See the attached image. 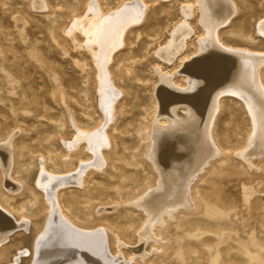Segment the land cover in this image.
<instances>
[{
	"label": "rangeland",
	"instance_id": "rangeland-1",
	"mask_svg": "<svg viewBox=\"0 0 264 264\" xmlns=\"http://www.w3.org/2000/svg\"><path fill=\"white\" fill-rule=\"evenodd\" d=\"M121 1L124 0H98L107 8ZM230 1L237 12L218 29L220 42L235 50L264 52V35L258 29L264 21V0ZM222 2L208 3L209 13L224 15L229 5L223 7ZM85 3L86 0H0V143L13 139L16 156L10 179H23L28 184L19 192L6 190L0 168V201L12 208L13 213L6 210L17 220H26L25 228L12 231L2 243L7 252L2 254L0 264L15 260L17 264H32L33 245L50 217L48 209L39 211L43 205L42 194L37 193L41 187L36 183L40 166L45 159L50 171L64 175L59 157L64 153L63 144L70 143L72 125L93 128L101 122L91 57L87 49L75 46L63 33L69 17L83 12ZM143 3L145 14L131 28L126 45L116 53L110 69L117 89L123 92L118 117L108 124L113 143L110 163L91 171L83 186L78 180L61 195L62 208L81 224L90 226L99 220L129 238L143 222L135 207L119 206L100 215L95 213L96 207L130 201L154 183L144 145L157 108L155 70L172 75L175 87H186L185 76L179 73L180 60L189 58L197 49V38L204 37L201 7V12L193 9L188 19L182 15V7L194 5L195 0ZM184 20L192 30L187 47L173 61L164 63L155 51ZM204 49L196 53L207 55L210 49ZM235 60L233 54H221L215 73L221 75L233 69ZM252 128L244 103L225 94L213 134L221 154L200 172L192 187L199 206L181 211L169 220L164 228L166 254L146 243L147 255L136 262L129 259L131 255L123 258L113 253L115 261H120L117 264H264V215H251L243 204V187L252 180L253 169L244 164L239 153ZM254 164L253 167L259 166ZM21 213L24 216H19ZM97 227L82 229L98 231Z\"/></svg>",
	"mask_w": 264,
	"mask_h": 264
},
{
	"label": "bare ground",
	"instance_id": "bare-ground-1",
	"mask_svg": "<svg viewBox=\"0 0 264 264\" xmlns=\"http://www.w3.org/2000/svg\"><path fill=\"white\" fill-rule=\"evenodd\" d=\"M211 1L215 0H195L194 5L182 7L185 19L191 16L193 9L199 12L198 7H201L200 23L204 37L197 38L196 51L206 46L210 49L207 55L195 51L189 58L180 60L179 73L185 76L186 87H175L171 83L172 75H166L158 68L155 70L158 79L154 92L157 108L144 145L146 162L153 169L154 183L130 201L98 204L99 208L96 207L97 215L128 204L135 207L143 222L130 238L99 220L90 226L81 224L62 208L61 195L66 187L78 180L83 186L91 171L110 163L109 150L113 143L108 134V124L118 117L123 96L110 69L116 53L126 45L131 28L142 20L146 7L143 0H124L113 8L102 7L98 0H86L83 12L69 17L63 33L75 46L87 49L91 57L96 107L101 122L93 128L72 125L70 143L63 144L64 153L59 157L65 169L64 175L50 171L45 159L40 164L36 183L41 187L38 188L41 192L37 193L42 194L43 205L39 211L48 209L50 217L35 245L32 244L35 252L33 261L30 260L32 264H117L120 261H115V254L123 258L131 255L129 259L136 262L137 258L147 255L144 253L146 243L166 254L168 246L164 228L181 211L199 206L192 187L200 172L221 154L213 134L225 94L239 98L252 119V131L239 153L244 164L253 169L250 172L252 180L243 187V204L251 215H264V52L244 48L235 50L223 45L218 38V29L234 17L237 8L230 0H223V7L229 5L224 15L209 13L207 4ZM258 29L264 35V21L259 23ZM191 33L187 21L178 23L169 33L166 43L156 49L157 58L164 63L173 61L186 49ZM226 53L235 56L234 68L221 75L215 73L221 54ZM15 156L12 138L0 143L4 187L11 192H19L28 185L23 179L18 182L10 179ZM254 160H257L256 164ZM253 164L259 166L253 167ZM6 209L13 213L12 208L0 201V258L7 252L2 243L8 235L26 226V220H17ZM90 210L94 211L93 208ZM19 216L24 215L21 213ZM97 226L100 227L98 231L82 229ZM111 253L115 254L112 256ZM11 264H17L16 260Z\"/></svg>",
	"mask_w": 264,
	"mask_h": 264
}]
</instances>
